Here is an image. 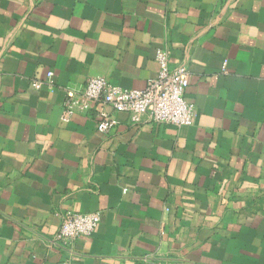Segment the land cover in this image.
Here are the masks:
<instances>
[{"label": "crops", "instance_id": "obj_1", "mask_svg": "<svg viewBox=\"0 0 264 264\" xmlns=\"http://www.w3.org/2000/svg\"><path fill=\"white\" fill-rule=\"evenodd\" d=\"M158 47L192 125L62 120L90 77L144 88ZM70 211L94 233L58 239ZM0 264H264V0H0Z\"/></svg>", "mask_w": 264, "mask_h": 264}, {"label": "built area", "instance_id": "obj_2", "mask_svg": "<svg viewBox=\"0 0 264 264\" xmlns=\"http://www.w3.org/2000/svg\"><path fill=\"white\" fill-rule=\"evenodd\" d=\"M155 58L159 64L158 75L142 89L122 88L111 84L106 77L93 76L82 92L67 90L69 99L62 120L70 121L79 108L82 111L93 110L98 130L105 134L118 124V113H128L133 119L146 115L149 121L158 124L192 125L195 108L185 97L190 79L188 67L184 63L172 67L165 47L156 49ZM53 74V71H48L44 81L32 79V86L40 89L46 83L51 87ZM100 219L98 212H67L61 217L57 238L71 242L80 236L92 235Z\"/></svg>", "mask_w": 264, "mask_h": 264}]
</instances>
